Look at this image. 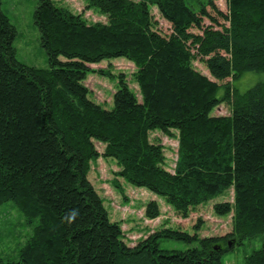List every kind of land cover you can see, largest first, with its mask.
<instances>
[{"label":"trees","instance_id":"trees-1","mask_svg":"<svg viewBox=\"0 0 264 264\" xmlns=\"http://www.w3.org/2000/svg\"><path fill=\"white\" fill-rule=\"evenodd\" d=\"M87 8L108 21L38 0L43 68L18 59V29L0 0V206L13 201L33 226L19 259L0 264H225L234 245L264 234V79L244 92L233 84L264 73V0H227V12L213 0H87ZM154 8L170 33L158 29ZM118 56L135 63L141 98L121 76L107 109L84 81L93 63ZM223 103L230 113L213 114ZM157 129L178 140L173 171L150 137ZM100 157L184 217L232 188L233 200L214 204L232 214V231L200 238L164 227L129 245L88 178ZM160 214L151 200L146 215ZM162 238L199 246L164 250ZM245 264H264V247Z\"/></svg>","mask_w":264,"mask_h":264},{"label":"rangeland","instance_id":"rangeland-1","mask_svg":"<svg viewBox=\"0 0 264 264\" xmlns=\"http://www.w3.org/2000/svg\"><path fill=\"white\" fill-rule=\"evenodd\" d=\"M216 6L227 12V0H213ZM60 5L69 7L74 12H84L91 21L107 22L108 16L95 8H87V0H56ZM38 0H2L4 11L10 16L18 29L14 41L17 57L20 61L37 67H49L48 54L41 43L40 30L35 22L34 13ZM213 13L211 6L207 7ZM153 13L158 20V29L163 34L171 32V24L166 21L156 8ZM209 24L210 20L205 19ZM195 67L209 75L205 65L195 61ZM93 68L86 76L85 84L89 88V98L100 103L104 108L114 106V94L119 88L120 77H124L130 87L140 96L137 80L134 77L136 66L125 56L105 58L91 65ZM264 79V73L246 72L233 84L241 91L254 86ZM231 79H227V82ZM141 98V96H140ZM230 113V107L223 103L213 114L225 115ZM152 141L162 142L165 146L166 167L173 171L177 159L178 140L167 136L159 129L152 131ZM100 152H104L105 144L96 141ZM121 166L117 160L109 157H100L91 161L88 178L104 198L105 205L114 221L122 222L124 240L131 246L138 243L152 232L164 227L181 229L198 237L210 235H225L232 231V214L218 215L214 211V204L220 201L233 200V189L204 202L193 208L187 217L182 216L167 202L163 195L155 193L145 187L136 186L123 176L119 175ZM151 200L159 203L161 214L157 218L146 215L147 204ZM33 233V226L28 224L24 215L13 203L8 201L0 206V259L15 261L20 257V250ZM231 245V244H229ZM234 245V244H232ZM199 246L198 241L187 242L181 239L162 238L160 247L164 250H187ZM264 247V234L246 239L242 244L223 254L225 264H245L246 258L253 251Z\"/></svg>","mask_w":264,"mask_h":264}]
</instances>
